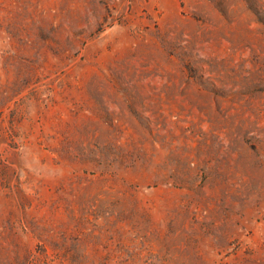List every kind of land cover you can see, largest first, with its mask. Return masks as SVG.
<instances>
[{"label": "rangeland", "instance_id": "1", "mask_svg": "<svg viewBox=\"0 0 264 264\" xmlns=\"http://www.w3.org/2000/svg\"><path fill=\"white\" fill-rule=\"evenodd\" d=\"M0 264H264V0H0Z\"/></svg>", "mask_w": 264, "mask_h": 264}]
</instances>
